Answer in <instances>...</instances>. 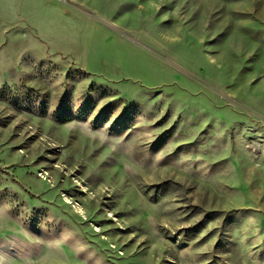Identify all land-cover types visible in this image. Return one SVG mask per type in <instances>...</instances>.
I'll return each mask as SVG.
<instances>
[{"label": "rangeland", "instance_id": "obj_1", "mask_svg": "<svg viewBox=\"0 0 264 264\" xmlns=\"http://www.w3.org/2000/svg\"><path fill=\"white\" fill-rule=\"evenodd\" d=\"M0 264H264V0H0Z\"/></svg>", "mask_w": 264, "mask_h": 264}]
</instances>
